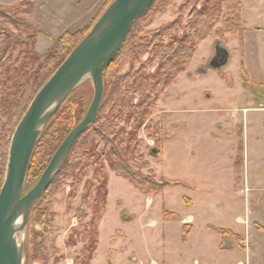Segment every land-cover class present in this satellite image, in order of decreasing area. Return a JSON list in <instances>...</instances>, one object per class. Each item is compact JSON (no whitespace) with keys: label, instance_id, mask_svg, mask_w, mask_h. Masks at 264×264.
Instances as JSON below:
<instances>
[{"label":"rangeland","instance_id":"374dc122","mask_svg":"<svg viewBox=\"0 0 264 264\" xmlns=\"http://www.w3.org/2000/svg\"><path fill=\"white\" fill-rule=\"evenodd\" d=\"M186 1L158 0L151 6L134 28L135 51L118 64L116 75L133 73L141 67L146 74L156 69L159 61L151 53L153 36L175 20L184 25L191 18L194 6L184 7ZM240 1L248 14L252 0ZM203 3L204 0H194V5ZM29 8L32 9L27 4L16 6L11 16L23 20L21 13ZM224 13L222 8V16ZM2 25L15 32L8 22ZM223 30L219 20L193 54L189 67L157 98L154 110L136 133L131 155L120 153L134 171L152 176L158 183L167 182L163 192L150 198L141 194L116 176L102 155L108 195L100 225L89 227L96 216L93 203L98 186L97 163L92 159L85 170L75 171V179L57 178L36 204L27 226L29 238L23 264H85V250L90 249L95 232L98 245L93 264H107L110 254L126 261L134 257L143 264H150L151 260L160 263L161 258H168L171 264H193L195 259L199 264H264V230L259 225L264 226V111L258 110L264 108V64L254 65L246 74L240 64L237 37L224 36ZM181 32L180 28L171 35L179 36ZM29 34L23 32L22 37ZM163 41L167 43L168 37ZM217 41L230 52L228 64L221 71L208 67L207 57L213 54ZM25 52L24 47L9 46L0 58V136L10 140L33 96L31 76L37 66L32 65ZM81 90L75 98L89 101L93 97L90 80ZM131 95L139 98L136 93ZM232 117H236L237 127H232ZM132 126V119H124L114 129L129 133ZM156 126L161 130L155 135ZM156 137L163 142L161 156L151 152L156 147ZM109 138L113 140L111 159L119 162L113 154L124 151L126 144ZM163 211L172 212L178 220L188 213L194 215L195 246L191 251L180 256L175 246L172 254H165L170 239L177 237L179 225L177 220H162ZM44 215L45 219L41 217ZM236 217L258 225L251 224L246 229L245 223L236 222ZM40 218L46 222L45 228L38 222ZM150 220L157 224L147 226ZM205 225L237 227L247 243L249 239L247 252L237 246L232 250H212L208 255L201 249L208 232ZM32 233L42 235L41 262L29 261ZM209 242L212 247L213 240ZM234 244L238 242L235 240Z\"/></svg>","mask_w":264,"mask_h":264},{"label":"trees","instance_id":"16d2710c","mask_svg":"<svg viewBox=\"0 0 264 264\" xmlns=\"http://www.w3.org/2000/svg\"><path fill=\"white\" fill-rule=\"evenodd\" d=\"M111 1H107L108 3L105 8ZM157 1L158 0H154L153 4ZM24 4L32 7L29 3ZM189 6H194V14L184 25H182L181 21L175 20L161 28L153 36L155 45L151 53L153 58L158 59L159 62L152 73L146 74L145 68L141 67L133 73H125L118 76L116 75L118 64L123 58L135 51L132 43L134 41V28L139 19L133 24L115 59L104 73V94L94 123L74 144L64 166L52 182L53 184L57 178L62 181L73 180L75 179V171L77 169L82 172L87 168L92 159L96 161L97 168L95 169V178L98 182V186L96 189V198L93 203L96 216L90 221L89 227L94 226L97 228L100 225L108 195V181L103 172L104 168L101 162L102 155H105L110 170L113 171L116 176L128 181L135 190L146 197H154L162 193L168 186L167 182L158 183L152 176H144L140 172L134 171L127 165L125 159H121L120 153L130 152L129 155H131L132 148L136 142V133L143 125L145 117L150 115L154 110L157 98L165 89L172 85L180 73L189 67L193 54L196 52L199 45L209 37L219 20H221L223 25L224 36H241L242 34V6L240 0H204L202 6H197V4L194 5V0H187L184 7ZM15 8L16 6L10 9L0 8V39L2 40L0 58L3 57L9 46H21L25 48V56L28 57L32 65L37 66V70L33 72L31 76L33 89L31 102L35 94L51 77L68 54L82 40L97 19H94L85 31L66 33L60 36L54 41L53 46L47 53L38 55L35 51V46L36 37L40 32L36 27L30 25L26 21L19 20L15 17L13 18L11 16V11L15 10ZM222 8L225 9L223 16ZM30 11L31 8L26 12ZM2 22H8L14 27L15 32L13 33L7 27L3 26ZM180 28L182 32L179 36L173 37L171 35L172 32ZM23 32L30 34L23 38ZM164 37H168L167 43L163 41ZM87 82L75 90L65 100L58 112L50 119L45 127L42 137L35 147L30 159L24 192H27L32 187L31 185L36 182L38 176L42 174L60 143L83 119V116H85L84 114L91 103L92 96L89 101L83 97H75L82 91V88L84 89ZM131 93H136L139 95V98H134ZM73 96L75 98L74 100L72 99ZM124 119L125 121L130 119L133 120V126L129 133L114 129L116 123ZM154 130L156 135L161 128L156 126ZM109 136H112L114 139L118 138L121 142L126 144L124 151H116L113 154L114 158L116 157L119 162H113L111 159L113 153V140H111ZM155 141L156 147L153 150H155L156 155L160 154L161 156L163 142L157 139V137ZM9 144L10 138L6 139L0 136V189L5 177ZM43 197L44 194L35 203L29 219L36 204L41 201ZM163 216L167 218L168 214L164 213ZM41 217L45 219V215ZM40 220L41 218L38 222L41 227L45 228L46 222ZM214 231L221 236L229 235V232L221 229H214ZM186 234L187 232L184 231L183 240H185ZM27 237L29 238V236L26 235L25 238L24 254L28 242ZM30 242L32 248L29 249V261L31 263L41 262L44 253L42 235L32 233L30 235ZM97 245L98 235L97 232H95V239L91 241L90 249L85 250L87 255L85 264H90Z\"/></svg>","mask_w":264,"mask_h":264},{"label":"water","instance_id":"95a60500","mask_svg":"<svg viewBox=\"0 0 264 264\" xmlns=\"http://www.w3.org/2000/svg\"><path fill=\"white\" fill-rule=\"evenodd\" d=\"M154 0H113L35 94L10 140L6 172L0 189V264H23L29 216L64 166L76 141L92 126L104 94V73L125 42L133 24ZM229 52L219 41L209 69L227 66ZM90 80L93 97L83 119L60 143L38 181L24 192L32 153L45 127L65 100ZM155 154V150H152Z\"/></svg>","mask_w":264,"mask_h":264},{"label":"crops","instance_id":"0c3cea01","mask_svg":"<svg viewBox=\"0 0 264 264\" xmlns=\"http://www.w3.org/2000/svg\"><path fill=\"white\" fill-rule=\"evenodd\" d=\"M108 0H0V8L10 9L15 6H19L24 3H29L32 6L30 12H22L21 15L23 20L30 25L37 28L40 32L36 38V51L38 55H44L53 46L56 39L66 33H75L85 31L90 23L100 14L101 9L105 6ZM242 3V1H241ZM22 7V6H21ZM250 11L248 14L241 10V27L242 34L232 35L237 37L239 44V54L241 58V68L247 74L254 69V65L264 64V0H252L250 4ZM230 36V37H232ZM2 40L0 39V46ZM41 46V47H40ZM238 46V45H237ZM212 53L207 57L209 60L212 57ZM230 55V52H229ZM206 59V60H207ZM248 76V75H247ZM246 111L245 108H243ZM264 111L263 109H258ZM236 111V110H235ZM231 122H234L232 127H237L235 122H237L236 117L230 118ZM150 198V197H149ZM148 199V198H147ZM152 201V200H151ZM150 203V200H148ZM192 205V204H191ZM190 205V206H191ZM168 214L165 218L163 214ZM170 216V217H169ZM194 215L188 213L182 219H175L172 212L163 211L162 220H177L178 221V234L177 237L170 239L171 243L168 242V247H166L165 254L170 252L168 255L172 254V249L177 247V252L182 254V252H189L195 246L192 239L194 238ZM236 222L245 223V227H251L258 225L256 222L250 224L246 220H242L240 217L235 218ZM164 222V221H163ZM157 223L150 220L146 225L155 226ZM261 230H264V226L259 224ZM207 235L205 236V243L202 250H204L208 255L212 250H232L237 246L247 252V246L249 248V239L247 243V238L242 237L237 227L221 229L220 226H208L205 225ZM214 229H221L229 232V235L221 236L217 234ZM187 232L185 240H183V232ZM126 237V236H125ZM217 237V238H216ZM195 239V238H194ZM212 239L214 244L211 247L209 240ZM235 240L238 244H234ZM212 242V243H213ZM227 243L223 246V243ZM232 244V245H231ZM197 251H200L197 248ZM162 252L161 255L165 254ZM113 253V252H112ZM162 257V256H161ZM93 258L91 263L93 264ZM122 261V262H121ZM129 261V262H128ZM143 264L136 262L134 257L128 258V260H122L120 257L110 254L107 264ZM150 264H171L168 258L160 260V263L156 260H151ZM193 264H199L195 259ZM237 264H243L242 262H237Z\"/></svg>","mask_w":264,"mask_h":264}]
</instances>
